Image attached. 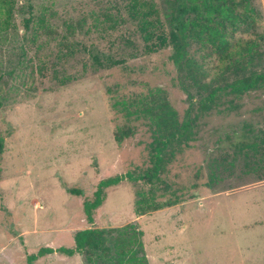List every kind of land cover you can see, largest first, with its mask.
<instances>
[{
    "label": "rangeland",
    "instance_id": "1",
    "mask_svg": "<svg viewBox=\"0 0 264 264\" xmlns=\"http://www.w3.org/2000/svg\"><path fill=\"white\" fill-rule=\"evenodd\" d=\"M10 1L0 32V264L74 248L86 229L111 231L113 243L124 228L139 234L143 264H264V85L209 98L264 73V0H229L256 24L227 29L257 44L254 59L230 63L190 39L181 66L171 48L144 53L131 0ZM148 1L169 32L172 0ZM91 52L124 64L96 68ZM122 129L132 136L120 141ZM156 146L158 178L105 189L90 223L84 203L100 182L152 172ZM33 264L89 262L54 253Z\"/></svg>",
    "mask_w": 264,
    "mask_h": 264
},
{
    "label": "trees",
    "instance_id": "2",
    "mask_svg": "<svg viewBox=\"0 0 264 264\" xmlns=\"http://www.w3.org/2000/svg\"><path fill=\"white\" fill-rule=\"evenodd\" d=\"M201 3H194V0H172L170 15V30L167 32L161 19L160 11L154 1L131 0L127 6L129 19L136 23L138 31L144 41V53H156L165 48H171V60L176 66H181L187 56L189 40L194 39L203 45H211L213 51L224 61L240 63L245 57L254 59L257 53V44L252 40H230L228 27L237 28L242 23L249 29L256 28V24L250 15H241L236 12L234 4L229 0H202ZM194 3V4H191ZM14 2L0 0V32L10 25L13 15ZM196 14L205 18L204 23L189 20V15ZM30 19L27 20L29 27ZM87 50V49H86ZM90 58L96 68L111 69L124 64V60H113L105 54L91 52ZM195 68L197 63L193 62ZM71 78H67L70 80ZM66 80V81H67ZM264 85V73H257L250 79H244L225 87H218L210 94V100L215 98L217 91L230 89L237 94H245ZM131 129H122L119 140L132 136ZM168 138L164 142L167 146ZM5 149V141L0 138V159ZM155 164L152 172L135 176L131 173L119 175L100 182L96 192L95 200L84 203V210L90 223L94 222L93 213L104 203V190L121 184L125 180L133 182H153L158 178L162 170L163 148L156 146ZM69 193L82 196L83 192L77 189H70ZM111 231L100 229H86L77 233L75 247L58 249L43 247L36 254L28 256L27 264H33L38 259L60 253L68 257L77 254H87L89 264H143L137 256L136 246L140 245L139 234L130 233L127 228L120 231V235L110 242Z\"/></svg>",
    "mask_w": 264,
    "mask_h": 264
}]
</instances>
